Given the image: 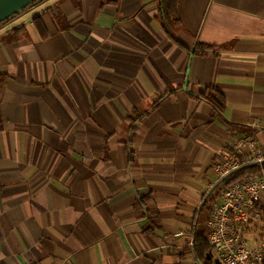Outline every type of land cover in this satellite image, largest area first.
I'll use <instances>...</instances> for the list:
<instances>
[{
  "label": "crops",
  "instance_id": "1",
  "mask_svg": "<svg viewBox=\"0 0 264 264\" xmlns=\"http://www.w3.org/2000/svg\"><path fill=\"white\" fill-rule=\"evenodd\" d=\"M158 4L43 0L0 26V264H221L195 238L235 128L264 146V0H181L182 47Z\"/></svg>",
  "mask_w": 264,
  "mask_h": 264
},
{
  "label": "built area",
  "instance_id": "2",
  "mask_svg": "<svg viewBox=\"0 0 264 264\" xmlns=\"http://www.w3.org/2000/svg\"><path fill=\"white\" fill-rule=\"evenodd\" d=\"M256 127L264 132V128ZM263 162L264 146L247 137L238 140L232 152L215 162V170L221 182L243 165ZM263 200L264 175L234 183L219 192L206 222V242L221 264H264V237H249L252 224L262 219Z\"/></svg>",
  "mask_w": 264,
  "mask_h": 264
},
{
  "label": "trees",
  "instance_id": "3",
  "mask_svg": "<svg viewBox=\"0 0 264 264\" xmlns=\"http://www.w3.org/2000/svg\"><path fill=\"white\" fill-rule=\"evenodd\" d=\"M41 1L43 0H38L33 5L28 7L25 11H28L30 8L34 7L36 4L40 3ZM180 3L181 0H159L158 10L163 20V26L167 36L171 41L182 47V45L176 40L174 36V32L182 27V20L180 17ZM9 21L10 20L4 22L3 24L8 23ZM225 49H227V47L212 46L204 43H198L193 52L200 56L216 55ZM203 98L206 99L209 103H211L214 106V108L219 112H223L226 108L227 102L225 97L214 89L209 90L203 96ZM235 129L239 134L245 135L247 137L255 135L256 132L241 127H236ZM263 175H264V162L261 165L257 163H251L241 166L237 171L233 172L227 179L222 180L217 186H215L204 196L202 202V211L205 214H207L209 217L212 209L216 204L218 194L222 189L229 187L234 183L246 181L251 177H261ZM260 208L262 211V221H264V200L260 204ZM206 234H207V230L205 233L201 234L198 238H195V249L197 251L199 246H202L205 249L209 248V245L206 242Z\"/></svg>",
  "mask_w": 264,
  "mask_h": 264
},
{
  "label": "water",
  "instance_id": "4",
  "mask_svg": "<svg viewBox=\"0 0 264 264\" xmlns=\"http://www.w3.org/2000/svg\"><path fill=\"white\" fill-rule=\"evenodd\" d=\"M38 0H0V26L18 15ZM219 262V261H218Z\"/></svg>",
  "mask_w": 264,
  "mask_h": 264
},
{
  "label": "rangeland",
  "instance_id": "5",
  "mask_svg": "<svg viewBox=\"0 0 264 264\" xmlns=\"http://www.w3.org/2000/svg\"><path fill=\"white\" fill-rule=\"evenodd\" d=\"M249 233L251 239L264 237V221L261 219L260 221L253 223Z\"/></svg>",
  "mask_w": 264,
  "mask_h": 264
}]
</instances>
